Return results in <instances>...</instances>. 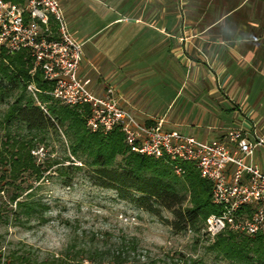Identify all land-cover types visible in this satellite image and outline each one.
<instances>
[{"label": "crops", "instance_id": "0c3cea01", "mask_svg": "<svg viewBox=\"0 0 264 264\" xmlns=\"http://www.w3.org/2000/svg\"><path fill=\"white\" fill-rule=\"evenodd\" d=\"M57 1L82 47H122L82 50L78 72L94 92L112 85L138 120L160 119L163 128L198 139L240 126L264 140V121L255 111L264 93V0ZM125 21L137 29L131 40L95 41Z\"/></svg>", "mask_w": 264, "mask_h": 264}, {"label": "trees", "instance_id": "16d2710c", "mask_svg": "<svg viewBox=\"0 0 264 264\" xmlns=\"http://www.w3.org/2000/svg\"><path fill=\"white\" fill-rule=\"evenodd\" d=\"M10 1L18 3L21 0ZM31 68L32 60L26 49L7 52L0 48V95L19 90L0 115V191L10 190L6 192V200L14 204L12 214L22 212L28 216L39 205L28 196L20 197V177L24 173L35 174V178L39 176L40 165L35 162L31 150L36 146L35 133H41V140L42 133L48 129L63 135L69 153L82 160L92 184L113 189L120 198L153 214L173 231L198 230L207 215L219 212V207L210 202V183L199 176L191 162H180L183 171L176 175L165 159L130 151L118 128L106 133L87 130L85 109L53 100L46 93L50 82L42 77L39 67L30 72ZM28 83L39 90L33 97L23 94ZM11 121L21 124L26 133L10 130ZM73 168L79 166L68 163L57 170L65 173ZM68 182L69 179L64 181ZM161 210L168 211L171 218L163 217ZM4 216L0 213V220ZM210 247L230 264H264V233L247 236L224 230L214 236ZM92 253L85 256L86 259L65 255L37 259L15 249L8 252L2 264H93ZM111 259L114 264H164L126 262L120 252L113 254ZM180 264H194V261L186 263L183 260Z\"/></svg>", "mask_w": 264, "mask_h": 264}, {"label": "built area", "instance_id": "2783aa9c", "mask_svg": "<svg viewBox=\"0 0 264 264\" xmlns=\"http://www.w3.org/2000/svg\"><path fill=\"white\" fill-rule=\"evenodd\" d=\"M81 45L68 31L57 0H0V48L26 49L31 70L39 67L50 82L46 93L58 103L85 109L87 130L106 133L118 128L129 150L165 159L176 175L183 171L180 162H191L210 183V202L219 212L204 218L206 236L224 230L247 236L264 233V171L252 157L264 140L240 126L216 138L198 139L164 129L160 119L138 120L120 104L112 85L96 93L89 77L79 74ZM27 88L33 95L39 91L32 84Z\"/></svg>", "mask_w": 264, "mask_h": 264}, {"label": "rangeland", "instance_id": "374dc122", "mask_svg": "<svg viewBox=\"0 0 264 264\" xmlns=\"http://www.w3.org/2000/svg\"><path fill=\"white\" fill-rule=\"evenodd\" d=\"M177 10L179 12L178 6ZM118 30L123 36H108ZM136 30L132 22L125 21L108 27L94 39L97 43L109 38L128 42L131 40L130 33L133 34ZM143 34L139 36V41L144 39ZM75 36L73 38L79 41V34ZM121 48L81 46L82 50L96 53L97 50L114 52ZM129 49L131 47L124 50ZM27 85L23 94L33 97ZM17 91L19 90L0 95V115ZM255 111L261 114L264 121V93L256 103ZM16 124L11 121L9 129L21 134L26 133L21 124ZM35 135L36 146L31 153L35 162L40 165V174L37 178L32 173L22 174L20 197L28 196L39 205L31 215L27 216L22 212L12 214L14 204L6 200V192L10 190L0 191V213L7 215L0 220V264L8 252L15 249L37 259L50 255L86 259L85 256L96 250V253H92L93 264H114L111 258L117 252L122 253L126 262L180 264L185 260L186 263L194 261V264H230L228 259L210 247L214 237L204 234L202 224L198 230L173 231L153 214L120 198L113 189L92 184L81 164L82 160L69 153L61 133L48 129L42 133L41 140V133ZM250 140H253V137H250ZM66 156L69 160L65 159ZM252 157L264 171V147L256 146ZM116 160H119V156ZM68 163L79 168L66 170L65 173L57 170L60 165ZM66 179H69L68 183H64ZM160 212L163 217L171 218L168 211ZM61 235L66 237L67 243L60 249L49 250L47 244L52 237Z\"/></svg>", "mask_w": 264, "mask_h": 264}, {"label": "clouds", "instance_id": "9594fccd", "mask_svg": "<svg viewBox=\"0 0 264 264\" xmlns=\"http://www.w3.org/2000/svg\"><path fill=\"white\" fill-rule=\"evenodd\" d=\"M65 243H67V240L63 235L53 236L51 241L47 244V248L49 250L60 249Z\"/></svg>", "mask_w": 264, "mask_h": 264}]
</instances>
